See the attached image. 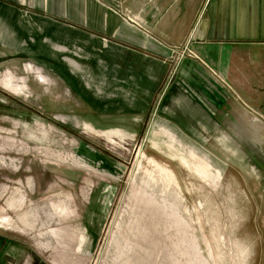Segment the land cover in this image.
<instances>
[{
	"label": "rangeland",
	"instance_id": "obj_1",
	"mask_svg": "<svg viewBox=\"0 0 264 264\" xmlns=\"http://www.w3.org/2000/svg\"><path fill=\"white\" fill-rule=\"evenodd\" d=\"M187 1L50 0L52 12L29 17L0 0V63L36 61L61 86L23 96L0 78V235L22 242L19 264H264V0H198L185 19ZM184 21L173 46H139L140 34L173 35ZM123 22L138 37L113 34ZM204 26L216 34L198 46H224L222 60L200 65L228 95L220 116L234 101L245 114L235 127L169 132L160 97ZM50 34L80 73L50 58ZM168 53L159 81L129 82L130 62L150 76ZM77 83L105 91L113 112L73 96Z\"/></svg>",
	"mask_w": 264,
	"mask_h": 264
},
{
	"label": "crops",
	"instance_id": "obj_2",
	"mask_svg": "<svg viewBox=\"0 0 264 264\" xmlns=\"http://www.w3.org/2000/svg\"><path fill=\"white\" fill-rule=\"evenodd\" d=\"M13 2L15 4H18V6L12 7L13 14H24L25 16L27 15L29 17H34L37 13L46 14L53 11L52 8H50V0H13ZM187 2L189 3V5L186 9H189V11L187 12V16L185 19L191 18L193 14H195V11L197 9L196 3L198 2V0H188ZM81 6V11L84 13L83 1L81 3ZM21 9L25 11H22ZM26 10H29V12H27ZM174 13L177 14L178 9L174 8ZM68 15V13L66 15L63 14L64 17H68ZM108 21V26L114 24L112 17L108 18ZM82 24L87 25V18L85 16L82 17ZM182 24L185 28L181 25L183 27L182 31L173 35L166 34L165 32H161L160 30L158 31V33L154 30H150L149 34L142 33L140 34L142 36L141 40H144V42L138 44L141 49L145 48L154 53H159L163 50L165 44L170 47L173 46L175 42L177 43L183 39V36L186 35L185 32L188 24L185 21ZM117 25L119 26V28L115 29L113 31V34L115 33L119 35L121 29H123L127 31L128 34L131 33L134 37H138L139 34H136L137 31L131 25H128V23L123 22ZM6 33L7 31L2 29V24L0 21V42L3 45H6L4 43ZM208 34L214 35L216 34V31L204 26L201 30L193 31L188 35L190 41L189 49H191V52L195 54L193 56L184 57L180 61L177 67L178 70L176 72L175 78L173 79L171 84L165 88L163 94L160 97L159 113H163L166 126L170 127L169 132L191 133V131H215L221 129L222 127H235V122L239 120V118H242L243 114H245L244 110L236 107L234 101L232 103L233 107L228 109L230 119L227 120L226 118L220 116V114L225 113L222 108L228 99V95H226L223 90H219V85L211 80V76L209 75V73L200 65L203 63L211 65L212 63H216L217 60H222L224 58V46H215L216 48L218 47V50H215V47L209 49L208 44L203 48L198 46L197 42L199 40H209L207 39ZM42 38L43 39L41 40V43L47 44L53 51V54H50V58L52 60L61 64L59 60L66 59L69 64L73 66L74 71H77L78 73L81 72L82 69L76 58L73 55H64L68 53L64 49L65 46L59 45L58 42H54V37L51 34L45 35ZM162 42L165 44H163ZM43 44H41V46ZM53 44L58 45L53 46ZM61 53H64V57L61 56ZM2 55H4V53L1 52L0 56ZM153 56L158 58V56H156L155 54H153ZM165 58L166 57H163L161 60L163 64H161L160 62V68L162 70L150 76L144 74L146 68L143 64H136L134 63L135 60L130 62V64L128 65L129 69H132V71L129 76V82L131 83L132 81H134L135 83H137V81H139L145 86H148V83L150 82L153 84L155 80L159 81L163 76V73L166 72L167 68L169 69V67L173 65L172 59L174 58V56H171L170 53H168V57L166 58L167 62H165L166 60L164 61ZM57 66L58 63L57 65H55V67ZM0 78L2 79L1 83L5 88H7L11 92L21 94L23 96L28 95L30 92L34 93V90L36 92V89L42 85H47L51 88V90H57L61 88L58 81L56 82L54 79L47 75L41 64L30 59L21 60L18 58H12L11 60L2 61L0 63ZM91 89V86L86 88V86L84 85H78L76 91L72 93L70 89V93L75 96L78 92L81 98H87L91 95H95V97H98L96 99L99 102L101 113L107 114L113 112L109 109L110 106H108L107 104L109 102L106 100V92H100L99 95L95 94V92H93L92 94ZM136 89L135 87L133 88V86H131L130 90L131 92H133V96L128 97L130 98V100H136L134 98V91H136ZM118 93L119 92L116 91V95ZM240 97L243 98V95H240ZM149 101H151V98H149L146 103H148ZM145 107L146 106L143 105V109ZM118 111L124 113V111H127V109L124 106H121L120 108H117L115 110L116 113ZM123 119L124 122H129V120H131V118L127 116L126 118L123 117ZM22 246L23 245L21 241L12 239L11 237H6V235H0V264H19L21 258L23 257L21 255L23 251Z\"/></svg>",
	"mask_w": 264,
	"mask_h": 264
}]
</instances>
